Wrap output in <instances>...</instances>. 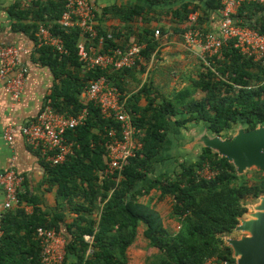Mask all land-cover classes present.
I'll return each instance as SVG.
<instances>
[{"label":"trees","instance_id":"trees-1","mask_svg":"<svg viewBox=\"0 0 264 264\" xmlns=\"http://www.w3.org/2000/svg\"><path fill=\"white\" fill-rule=\"evenodd\" d=\"M147 1L158 5L177 0ZM64 3L65 0H32L36 9L31 12L29 25L21 23L25 15L11 12L15 27L31 31L34 38L38 25L43 24L62 39L65 54H57L47 46L38 49L39 62L51 70L54 78L47 98L56 112L76 115L85 108L88 117L83 125L65 133V139L74 145L68 159L57 166L44 162L47 182L56 186V212L45 214L34 199L20 193L19 202L32 204V212L25 213L20 205L2 212L0 264H43L38 228L54 229L63 236L64 257L59 264H129L128 250L141 225L147 246L158 252L146 264H204L214 256L236 261L223 237L233 233L246 213V200L264 194V178L249 185L231 161L208 147L201 148L196 161L182 164L173 177L148 180V176L176 116L187 117L174 120L175 128L191 121L203 122L212 135H225L228 139L235 126H242L245 131L264 126V64L242 55L229 43L222 48L220 58H209V66L199 61L192 89L160 104L156 103L158 92L147 96L146 84L128 97L120 80L151 59L158 46L154 29L144 28L131 41V31H97L105 38L111 35L100 51L108 47L124 50L133 43L144 48L141 61L131 68L88 71L78 56L81 32L76 28L66 32L60 25ZM221 7V0H181L176 9L170 10V16L177 24H184L195 11L204 13L206 8L219 15ZM143 11V7L132 8L125 19ZM235 18L242 26L264 35L263 6L243 3ZM202 21L197 19L195 25L207 31L201 26ZM187 28L176 29L181 39ZM164 32L160 29L161 35ZM100 76L107 77L120 90L126 99L125 110L139 130L134 156L107 176L103 175L108 162L104 144L111 130L120 135L119 125L105 119L97 106L82 97L88 81ZM197 92L202 94L199 99L194 96ZM140 96H145L144 107L137 105ZM205 165L214 173L209 179L199 175ZM153 188L160 191L161 197L171 199V216L178 224L174 233L160 214L142 201ZM66 217L72 220L67 222Z\"/></svg>","mask_w":264,"mask_h":264},{"label":"crops","instance_id":"crops-1","mask_svg":"<svg viewBox=\"0 0 264 264\" xmlns=\"http://www.w3.org/2000/svg\"><path fill=\"white\" fill-rule=\"evenodd\" d=\"M89 1L95 11L97 31L107 33L114 29H121L125 33L131 31L133 35L129 41L144 28L158 31L155 35L158 46L148 63L142 62L143 68H136L120 80L128 97L136 94L144 84L148 86V97L158 92L157 104L192 89V82L197 79L199 61H202V58L198 49H187L181 35L176 32L178 27L183 29L189 27L190 20L184 24H177L170 16V10L176 9L181 0L158 5H153L147 0ZM14 6L16 9H13ZM137 7L144 8L142 14H135L130 20H126V15L132 12L129 11ZM35 9L32 0H0V43L18 49L19 65L24 69V84L17 101L11 99L12 97L6 91V79L0 81V173L12 169L21 174L24 181L19 191L20 195L34 199L36 206L45 214H53L58 208L56 186L47 182L44 170L46 160L25 143L20 133L21 127L40 113L54 84L51 70L39 62L34 35H31V31L25 32L14 25L15 20L11 11L25 15L26 19L21 23L29 25L32 22L31 12ZM191 14H196L199 21L203 20L200 24L205 30L218 35L217 11L205 8L204 13L195 11ZM160 29L165 31L162 35ZM121 37L124 38L123 35ZM15 72L16 70L10 73L8 78L13 77ZM194 96L199 99L202 94L197 92ZM137 105L139 107L146 105L145 96H140ZM186 117V115H179L172 118L170 131L160 155L153 164L148 180L165 179L177 175L182 164L192 163L199 158L200 150L204 147V139L215 136L209 132L203 122L191 121L178 128L174 127V120ZM8 130L14 131L11 142L6 141L4 137ZM3 197L4 193L0 188V216L4 212ZM142 201L160 214L165 226L171 232L174 233L178 229L177 222L171 216L172 202L169 197H161L160 191L153 188L142 198ZM18 205L24 209L25 213L32 212V204L19 202ZM66 220L69 222L72 219L66 217ZM143 230L144 227L141 225L136 241L143 238Z\"/></svg>","mask_w":264,"mask_h":264},{"label":"built area","instance_id":"built-area-1","mask_svg":"<svg viewBox=\"0 0 264 264\" xmlns=\"http://www.w3.org/2000/svg\"><path fill=\"white\" fill-rule=\"evenodd\" d=\"M243 3H257L264 7V0H221L218 35L195 25L196 14L189 16L190 25L183 33V44L187 49H198L206 66L210 65L209 58L215 56L220 58L222 48L229 43L242 55L264 64V35L255 29L242 26L235 18L238 7ZM60 18V25L66 32L73 28L81 32L78 56L86 70L119 71L131 68L141 60V51L144 47L136 43L124 50L119 47H108L105 51H100L105 40L111 39V35L108 34L105 38L98 34L95 12L89 0H65ZM157 34L158 31H155V35ZM35 45L38 49L47 46L57 54L66 53L62 39L43 24H39L35 32ZM14 70L15 75L8 78ZM5 79L6 91L11 99L17 101L24 84V69L19 65V51L14 46L0 43V81ZM82 97L97 106L105 119L114 120L119 125L120 135L117 136L111 130L109 139L104 144L108 162L103 175H112L134 156L139 130L133 125L131 116L125 110L126 99L107 77L100 76L88 81ZM87 117L88 111L85 108L76 115L56 112L47 98L40 113L24 124L20 133L29 147L40 153L50 165L57 166L68 159L74 147L73 143L65 139V133L83 125ZM13 133L14 131L8 130L4 135L5 140L11 142ZM199 175L209 179L214 173L205 165L199 171ZM23 181L24 177L12 169L0 173V188L4 193L3 211L19 204L18 195ZM36 232L43 248L42 263H61L64 257L63 236L54 229L38 228ZM1 235L0 227V237ZM204 264L237 263L214 256L208 258Z\"/></svg>","mask_w":264,"mask_h":264},{"label":"water","instance_id":"water-1","mask_svg":"<svg viewBox=\"0 0 264 264\" xmlns=\"http://www.w3.org/2000/svg\"><path fill=\"white\" fill-rule=\"evenodd\" d=\"M203 146L226 157L234 164L238 174L250 166L264 171V126L247 131L240 127L230 139L218 135L206 137ZM259 200L253 214L255 219L241 220L235 228V231L249 235L229 241L237 264H264V196Z\"/></svg>","mask_w":264,"mask_h":264},{"label":"rangeland","instance_id":"rangeland-1","mask_svg":"<svg viewBox=\"0 0 264 264\" xmlns=\"http://www.w3.org/2000/svg\"><path fill=\"white\" fill-rule=\"evenodd\" d=\"M200 58V57H199ZM201 60V59H200ZM200 65V64H199ZM242 126H235L232 131L229 132V137H233L238 130ZM243 128V127H242ZM223 139H228L226 138L225 135L220 136ZM240 175H244L246 180H248V184H253L257 179L264 178V171H260L258 168L255 166H250L247 169H245ZM261 196H264L261 195ZM259 196V198L261 197ZM259 198L257 199H247L245 202L246 205V213L240 218V221H248L251 219H255L253 214L256 212L255 207H257L260 203ZM249 234L246 232H239V231H233L231 235H227L223 237V242L224 244L228 245L230 247V250H232V247L229 244V241L231 240H236V239H241L242 237H246ZM135 247H131L130 250H128V262L129 264H146L150 263L152 260H154L155 256L158 254V252L155 249H150L147 246L146 240L141 238L139 241L134 242Z\"/></svg>","mask_w":264,"mask_h":264}]
</instances>
